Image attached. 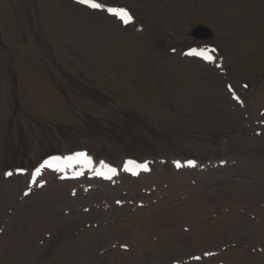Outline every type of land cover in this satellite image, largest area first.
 I'll return each instance as SVG.
<instances>
[{"label":"rangeland","instance_id":"1","mask_svg":"<svg viewBox=\"0 0 264 264\" xmlns=\"http://www.w3.org/2000/svg\"><path fill=\"white\" fill-rule=\"evenodd\" d=\"M92 2L101 7L0 0V264H72L66 245L85 232L93 238L115 211L137 221V212L156 209L160 199L130 200L155 187L123 173L126 161L148 162L164 189L182 177L192 187L200 179L202 192L259 190L264 181V0ZM108 9L126 10L131 22ZM196 24L214 37L193 39ZM193 49H215L214 61L188 55ZM216 104L234 114L232 123L204 116ZM75 153L90 167L62 175L44 163ZM9 165L17 167L3 170ZM104 166L115 175H98ZM224 207L236 210L231 200ZM236 215L227 233L250 226L244 212ZM149 244L109 242L80 251L75 264L174 261H155ZM188 247L185 239L170 245L176 254ZM112 252L122 253L113 263Z\"/></svg>","mask_w":264,"mask_h":264},{"label":"bare ground","instance_id":"2","mask_svg":"<svg viewBox=\"0 0 264 264\" xmlns=\"http://www.w3.org/2000/svg\"><path fill=\"white\" fill-rule=\"evenodd\" d=\"M202 111L204 116L219 120L221 123H232L235 119L234 114L222 108L221 104H216L213 108L203 107ZM70 166L74 168L76 163H71ZM142 177L143 187L145 189L155 187V191L152 190L149 196L136 192L130 200L135 201L136 204L147 202L152 198L156 201L160 199L158 207L156 209L148 207L143 213L137 212V221L130 219L127 211H115L107 217L113 220L93 231V238L85 232L78 239L67 244L65 254L69 252L76 261L80 251L95 250L109 242L119 240H125L130 245L143 246L149 244V238L155 235L157 242L147 247L154 253L155 261L174 254V261L178 264H264V207L260 205L264 203V192H262L264 181L259 185V190L247 185L226 184L221 188L202 192L199 187L200 179H197V185L194 187L189 185L185 177L170 180L167 188L164 189L162 187L164 182L160 181L161 177L156 176L152 170L148 174L142 173ZM118 189V185L114 186L113 194H118ZM79 195L80 192L77 196ZM129 195L126 193L123 199L131 197ZM112 197V195H106L103 199L104 203H108ZM229 200L235 203L236 213L242 211L248 217L250 226L247 229L227 233V225L237 216L235 212L227 213L225 210L224 206ZM102 217L106 218V216ZM76 222V217H72L69 226ZM26 228L27 226L23 227V229ZM181 229H187L188 233L179 234V236ZM184 239L189 244L188 251L176 254L175 250L170 249L173 242ZM208 253L215 255L207 258L203 256ZM121 254L112 252L111 263ZM194 257H199L200 260L194 261ZM133 258L136 257L133 256ZM75 261H73L74 264ZM100 263L101 260L97 264ZM134 264H139L137 259Z\"/></svg>","mask_w":264,"mask_h":264},{"label":"snow or ice","instance_id":"3","mask_svg":"<svg viewBox=\"0 0 264 264\" xmlns=\"http://www.w3.org/2000/svg\"><path fill=\"white\" fill-rule=\"evenodd\" d=\"M80 2L81 3H87L90 7H94V8L101 7V5L92 2V0H80ZM108 11L110 12V14L116 15L118 18H120L121 21L125 24L130 23L132 20V17L124 9H118V10L117 9H108ZM209 51L214 53L215 49H211V50L193 49L188 53V55L199 56L207 62H213L215 57L213 55H210ZM217 66L219 67V65H217ZM177 166H179V165H177ZM139 167L142 168L144 171L148 170L147 164L140 165ZM114 174H115V172L113 171V175ZM133 174H135V173H133ZM6 175H11V173H7Z\"/></svg>","mask_w":264,"mask_h":264},{"label":"water","instance_id":"4","mask_svg":"<svg viewBox=\"0 0 264 264\" xmlns=\"http://www.w3.org/2000/svg\"><path fill=\"white\" fill-rule=\"evenodd\" d=\"M190 35L199 38V39H206L212 37V32L205 26L197 25L193 27L190 31Z\"/></svg>","mask_w":264,"mask_h":264}]
</instances>
